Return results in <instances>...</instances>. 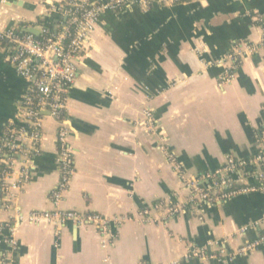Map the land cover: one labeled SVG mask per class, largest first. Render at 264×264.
Instances as JSON below:
<instances>
[{
	"label": "crops",
	"instance_id": "0c3cea01",
	"mask_svg": "<svg viewBox=\"0 0 264 264\" xmlns=\"http://www.w3.org/2000/svg\"><path fill=\"white\" fill-rule=\"evenodd\" d=\"M63 8V0H0V25L57 29ZM241 44L254 50L234 68L233 80L220 84L226 67L217 61ZM7 54L1 44L0 136L29 85ZM146 109L152 129L141 124ZM65 117L74 171L59 208L120 220L114 243L102 247L89 222L67 221L56 234L50 222L17 221L16 211L53 209L57 125L46 116L30 181L12 209L0 211V224L15 222V264H264V241L235 253L264 232L254 226L264 216V191L191 202L169 157L204 188L221 177L237 186L259 184L254 159H264V0H184L155 3L147 12L105 13L81 56ZM230 157L244 165L218 173ZM203 246L234 255L186 257Z\"/></svg>",
	"mask_w": 264,
	"mask_h": 264
},
{
	"label": "built area",
	"instance_id": "2783aa9c",
	"mask_svg": "<svg viewBox=\"0 0 264 264\" xmlns=\"http://www.w3.org/2000/svg\"><path fill=\"white\" fill-rule=\"evenodd\" d=\"M184 0H63L64 19L57 29L42 26L38 37L22 32L17 27L2 28L0 25V45H6L7 62L15 72L28 80L29 85L21 103V109L6 124L0 136V211L12 209L16 194L30 181L32 167L36 157L41 154L42 124L46 116L56 125L57 165L60 180L51 192L53 209L47 211H29L27 214L16 211L17 221L39 223L47 221L55 225L56 234L67 221L82 225H95L102 237V247L114 243L116 231L113 227L121 221L109 219L97 213L83 214L78 211L63 210L59 204L66 191L74 171V151L69 142V127L66 124L68 94L73 86L82 54L89 46L92 34L100 17L107 12H118L126 8H136L147 12L155 3H175ZM254 47L241 44L231 53L217 61L226 67L220 84L229 83L234 78V68L249 55ZM145 127L154 128V119L150 109L143 112ZM264 139V129L261 131ZM185 187L190 191L189 200L214 203L228 198L256 191H264V159L255 157L257 170L254 172L258 185L237 186L232 178L221 177L211 185L199 186L198 180L187 177L175 165L174 157L169 156ZM244 162L228 158L226 165L218 173L240 169ZM176 211V209H173ZM149 212L144 211V215ZM13 220L0 224V264H15L14 252L18 241L15 237L16 226ZM264 228V216L254 223ZM246 228L242 229L244 231ZM264 241V232L257 240L238 249L235 253L251 250L257 243ZM234 253L218 246L212 251L208 246L192 248L186 257L195 258H231Z\"/></svg>",
	"mask_w": 264,
	"mask_h": 264
},
{
	"label": "water",
	"instance_id": "95a60500",
	"mask_svg": "<svg viewBox=\"0 0 264 264\" xmlns=\"http://www.w3.org/2000/svg\"><path fill=\"white\" fill-rule=\"evenodd\" d=\"M42 26H39L38 29L35 31V30H26L25 32H29V33H32L34 34L36 37H38L39 35V31L41 30ZM56 29V27H55Z\"/></svg>",
	"mask_w": 264,
	"mask_h": 264
},
{
	"label": "trees",
	"instance_id": "16d2710c",
	"mask_svg": "<svg viewBox=\"0 0 264 264\" xmlns=\"http://www.w3.org/2000/svg\"><path fill=\"white\" fill-rule=\"evenodd\" d=\"M47 26H48L50 29H52V26H51L50 23H47Z\"/></svg>",
	"mask_w": 264,
	"mask_h": 264
}]
</instances>
